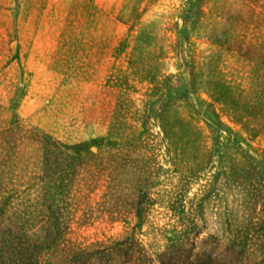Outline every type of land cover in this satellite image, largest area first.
Segmentation results:
<instances>
[{
  "label": "rangeland",
  "instance_id": "rangeland-1",
  "mask_svg": "<svg viewBox=\"0 0 264 264\" xmlns=\"http://www.w3.org/2000/svg\"><path fill=\"white\" fill-rule=\"evenodd\" d=\"M0 264H264V0H0Z\"/></svg>",
  "mask_w": 264,
  "mask_h": 264
}]
</instances>
